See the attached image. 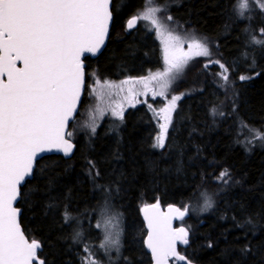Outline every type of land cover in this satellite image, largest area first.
Masks as SVG:
<instances>
[{
    "label": "trees",
    "instance_id": "trees-1",
    "mask_svg": "<svg viewBox=\"0 0 264 264\" xmlns=\"http://www.w3.org/2000/svg\"><path fill=\"white\" fill-rule=\"evenodd\" d=\"M238 2L155 0L171 25L212 53L190 60L170 83L180 99L162 147L154 143L145 103L126 109L123 119H103L95 132L76 128L88 103L85 90L68 129L73 154L40 158L20 187V224L41 243L38 256L46 264H84L89 252L99 264H151L140 218L149 203L188 209L177 222L188 228V244L178 250L192 263L264 264V140L255 138L264 133V45L253 42L264 40V10L249 0L241 17ZM144 6L145 0L112 1L106 46L84 58L86 85L93 76L119 80L161 68L153 31L124 26ZM209 60L229 69L227 81ZM107 210L124 223L122 249L112 261L97 255L101 236L93 226ZM65 211L72 217L67 222Z\"/></svg>",
    "mask_w": 264,
    "mask_h": 264
},
{
    "label": "snow or ice",
    "instance_id": "snow-or-ice-1",
    "mask_svg": "<svg viewBox=\"0 0 264 264\" xmlns=\"http://www.w3.org/2000/svg\"><path fill=\"white\" fill-rule=\"evenodd\" d=\"M253 2L264 10L260 0ZM238 8L243 17L249 9V0H239ZM161 11L163 8L155 4V0H145L144 11L129 19L127 28H133L140 19L150 21L157 31H166L159 23L157 14ZM111 19L110 0H0V264H34V261L46 264L44 259L38 258L41 243L35 239L29 242L21 231L17 219L20 210L13 207V202L20 195L22 182L32 175L38 153L52 148L61 149L65 155L71 153L73 145L65 139L71 133H66L65 129L77 110L84 83L81 56L85 52L99 51ZM260 31L264 33V29ZM168 36L176 45L165 44L166 67L149 78L162 82V88H166L190 60L212 55L201 40L193 39L185 52L177 46L181 43L179 37L170 32ZM253 42L264 45V40L253 38ZM17 61L23 62L22 68L16 66ZM209 64L219 65L222 69L219 75L224 81L228 80L229 69L223 63L209 60ZM160 94L163 95V91ZM179 99L173 96L169 105L161 110L164 123L160 124L158 146H163ZM112 114L123 119L122 108L113 109ZM92 131L95 132L94 124ZM255 138L264 140V133L256 132ZM227 176L225 170L219 179ZM202 195L204 207H211V198ZM172 211L183 218L188 209ZM145 218L149 228L146 244L156 264H166L170 256L186 260L177 253L176 243L188 244V230L173 229L168 217L149 216L147 207ZM64 219L66 222L72 219L67 211ZM80 235L76 233L77 237ZM118 235L116 239L106 237L105 242L118 245ZM84 264H99V261L89 252ZM187 264L192 262L188 260Z\"/></svg>",
    "mask_w": 264,
    "mask_h": 264
},
{
    "label": "rangeland",
    "instance_id": "rangeland-1",
    "mask_svg": "<svg viewBox=\"0 0 264 264\" xmlns=\"http://www.w3.org/2000/svg\"><path fill=\"white\" fill-rule=\"evenodd\" d=\"M144 9L145 6L140 10V12L144 11ZM157 15L159 17V23L164 26L166 31H157L150 21L138 19L137 25H139L141 29L153 31L154 36L159 44L162 61L161 68L141 76L123 77L119 80H101L94 76L93 78H90L88 85H86L87 89L85 88V99H87L88 103L85 111L83 112V119L78 122L76 128H84L89 133H92L93 124L95 125L96 130L103 119L120 118L119 116L112 114L113 109L119 110L122 108L124 113L125 110L130 107L145 103L152 111L151 113L153 115L155 127L154 143L156 146H158L157 137L161 133L160 124L164 123V114L161 112V110L169 105L173 96L180 97V95L169 92V86L173 79L166 88H162V82L151 80L149 78L156 73L163 72L166 67L164 59L165 44L168 43L170 45H176L175 41L170 40L168 36L169 32L172 34V36L180 38L181 43L177 46L182 47L185 52L188 51L191 41L198 38L186 34V32L180 30V27L171 25V23L166 19L163 11ZM135 16H137V14ZM161 91H163V95L160 94ZM178 101L179 100L176 101V104ZM170 125L168 126V129ZM98 224L100 227H97ZM93 226L94 229L99 231L101 236V239L98 241L99 251H97V255L106 260L111 259L112 261L115 256L120 254L122 249L124 223L121 215L109 210L104 211V213H102L93 221ZM117 234H119L118 245H112L105 242L106 237H109V239H116ZM102 244L104 247H101Z\"/></svg>",
    "mask_w": 264,
    "mask_h": 264
},
{
    "label": "water",
    "instance_id": "water-1",
    "mask_svg": "<svg viewBox=\"0 0 264 264\" xmlns=\"http://www.w3.org/2000/svg\"><path fill=\"white\" fill-rule=\"evenodd\" d=\"M112 1H113V0H110V10H111V7H112ZM132 17H133V16L128 17V18L126 19L125 23H124V26H125L126 30H128V31L134 29V28L137 26V24H136V25H135L133 28H131V29H128V28H127V21H128L129 19H131ZM112 20H113V14H112V19L109 21L108 34L106 35V37H105V39H104V43L101 45L99 51H97L96 53L85 52V53L82 54V56H81V60H82L83 65H84V83H83V86H82V89H81L80 99H79V101H78V103H77V110H76V112L73 114V118L70 119L69 122H68V125H67V127H66V129H65V132H66V133H68V129H69V127H70V124L73 122V120L75 119V117H76V115H77V113H78V111H79V108H80V106H81V102H82V99H83V95H84V92H85V88H86V70H85V62H84V58H85V57L96 58V57L102 52V50H103L104 47L106 46V43H107L108 38H109V33H110V29H111ZM16 66H17L18 68H22V67H23V62H22V61H17V62H16ZM3 79H4L5 82H6V80H7V76H6V74H5V76L3 77ZM65 139H67V140L73 145V148H72L71 153L65 155V153H64L61 149H56V148H52V149H50V150H45V151H43V152L38 153V155H37V157H36V159H35V161H34V167H35V165H36L37 160H39L40 158H42V157H44V156H47V155L58 154V155H61L62 157H65V158L70 157V156L73 154L74 150H75V144H74V143H73V142L67 137V135L65 136ZM34 167H33V170H34ZM32 173H33V172H32ZM31 177H32V175L29 176V177H27L26 180H27V179H30ZM24 183H25V182H22V185H23ZM22 185H21V186H22ZM19 199H20V195L18 196L17 200L13 202V207L18 208V209L20 210L17 219H18V223H19V225H20V229H21V231L23 232L22 226H21V224H20L21 208L18 206V201H19ZM154 205L157 206V207L153 208L152 206H154ZM146 207H147V209H148V215H149V216H154V215H156V216H160V217H168V218H170V220H171V227H172L173 229L185 228V229L188 230V228H187L185 225H183V224H178V223H177V222H178L180 219H182V218L179 217L178 213H176L175 211H172V209H177V208H178V209H180V211H183V210H182L181 208H179L177 205H174V204H168V205L162 206V205H160V204H158V203H149V204H146V205H144V206H142V207L140 208V218H141V220H142V222H143V226H144V229H145L144 247H145V250L147 251V253H148L149 256H150L151 264H156V261H155V259L153 258L152 252H151V250L147 247V244H146V241H147V238H148V234H149L148 220L145 218V208H146ZM183 217H184V216H183ZM23 234H24L25 238L29 240V242H31V240H33V239H29V238L25 235L24 232H23ZM188 239H189V230H188ZM35 240H36V239H35ZM37 241H38V240H37ZM186 245H187V244H183L182 242L177 241V243H176V251H177V253H178L180 256H184V255L181 254V253L179 252L178 247H184V246H186ZM184 257H185V256H184ZM38 258L41 259L39 256H38ZM171 260H173V261H175V262H177V263H181V264H187V261H188L187 259L182 261V260H179L178 257L170 256V257H168L166 264H171ZM34 264H38V261H34ZM192 264H194V263H192Z\"/></svg>",
    "mask_w": 264,
    "mask_h": 264
}]
</instances>
